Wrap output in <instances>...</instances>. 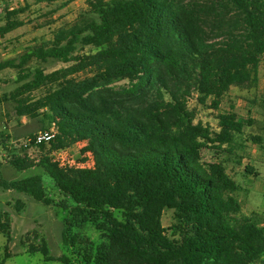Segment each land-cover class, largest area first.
<instances>
[{"label":"trees","instance_id":"trees-1","mask_svg":"<svg viewBox=\"0 0 264 264\" xmlns=\"http://www.w3.org/2000/svg\"><path fill=\"white\" fill-rule=\"evenodd\" d=\"M30 1L62 0H24V10H11L2 20L1 37L24 25L17 16ZM88 6L50 39L27 47L18 59L0 61V73L16 69L20 83L0 104L11 100L19 117H42L58 130L39 146L48 150L37 164L25 153L11 165L40 168L72 200L77 216L105 217L108 242L85 253L87 264L262 261L264 227L243 214L240 187L226 166L243 147L238 138L245 125L235 112L220 115L218 132L195 124L188 99L195 92L217 108L232 87H257L264 0H88ZM86 48L95 51L79 53ZM51 60L70 65L51 73L25 71L29 62ZM42 89L45 94L34 97ZM80 143L93 167L55 160L54 153ZM207 152L214 158L204 163ZM0 190L53 203L38 174L14 181L0 174ZM167 210L175 219L169 229L162 222ZM0 232H10L2 213ZM37 251L54 260L47 247Z\"/></svg>","mask_w":264,"mask_h":264},{"label":"rangeland","instance_id":"rangeland-1","mask_svg":"<svg viewBox=\"0 0 264 264\" xmlns=\"http://www.w3.org/2000/svg\"><path fill=\"white\" fill-rule=\"evenodd\" d=\"M25 6L24 0H0V25H4L2 20L5 19L7 12L14 9L24 10ZM88 9V0H62L52 5L34 4L30 1V8L17 16L24 25L5 37L0 36V61L18 59L27 47L50 39L55 30L75 23ZM94 51L92 48H86L79 53L89 54ZM69 65L54 60L38 64L33 61L28 63L25 71H33L40 67L46 73H51ZM18 78L19 73L16 69H7L0 73L2 99L9 97L20 85ZM45 91L46 89H42L33 95L38 98L44 95ZM254 91L233 88L217 108L213 99L210 98L203 103L198 94L193 92L188 99V108L195 115V124L208 126L215 132L219 131V117L222 114L235 112L244 123V132L238 138L243 147L237 156L227 159L226 166L228 173L241 186L240 193H236V196L244 206L243 214L253 217L264 227V165L260 164L258 168H253L255 174L250 175L254 178L260 176L256 180L242 178L240 172L241 168L250 166L248 160H257L259 165L258 158H264V149L257 150L256 141H253L257 136L262 137L264 146V123L259 120V115L264 113V102L261 103L262 106L258 104V100L253 103L256 95ZM49 130L58 134V130L42 117L35 119L19 117L15 102L6 100L0 104L2 178L14 181L34 174L41 175L47 194L53 200L51 205H45L29 195L14 190H0V213L7 216L10 222L9 235L5 236L0 232V264H87L84 259L85 253H96L102 244L108 242L104 227L107 223L102 214L88 212L85 216H77L72 200L62 195L51 178L40 168L18 171L11 165L10 162L15 156L23 157L25 153L37 164L48 148L43 150L33 145H28L29 149L24 148L37 134ZM85 146L86 143H80L56 152L55 160L61 166L91 168L94 165L93 157L89 153H83ZM213 158L212 153L207 152L206 155L204 153L203 162H209ZM262 158L260 160H263ZM243 159L246 160L243 162ZM114 213L122 218L119 212ZM162 222L164 227L169 229L175 222L174 212L165 211ZM65 233L68 235V243L64 241ZM43 247L48 248L49 255L54 258L53 261L47 262L40 251L32 252L33 249L39 250ZM61 258H66L67 261H59Z\"/></svg>","mask_w":264,"mask_h":264},{"label":"crops","instance_id":"crops-1","mask_svg":"<svg viewBox=\"0 0 264 264\" xmlns=\"http://www.w3.org/2000/svg\"><path fill=\"white\" fill-rule=\"evenodd\" d=\"M263 65H264V63H262L261 64V66H260V68H259V75H258V84H257V87H255V88H251V89H248V88H243V87H232L231 88V90L233 89V88H236V89H242V90H245V91H254L253 93L254 94H256L255 96H254V98H253V103H256V101L258 100V104H261V103H263L264 102V74H263ZM230 90V91H231ZM230 91H229V93H230ZM252 101V100H251ZM252 103V104H253ZM251 104V105H252ZM260 106H262V104L260 105ZM260 110H261V108H260ZM263 112V111H262ZM259 120L260 121H263V123H264V113H262L261 115H259ZM263 126H264V124H263ZM259 137V136H258ZM260 138H262V137H260ZM262 142H263V139H262V141H260V142H256L255 144L257 145V150H263L264 148V146H263V144H262ZM260 158H262V157H260ZM260 158H258L259 159V161H260V163H259V165H257V160H252V159H250V160H248V163H249V165L251 166H248V165H246L245 167H243V168H241L240 170V172H241V174H242V178H246V177H248V178H250V179H254V180H256V179H258V178H254L253 176H251L252 174L254 175L255 174V172H254V169L253 168H255V167H259L260 166V164L261 165H264V158H262L263 160H260ZM246 159H243V162L245 161ZM256 169V168H255ZM247 174V175H246ZM251 174V175H250ZM231 176V175H230ZM236 181V180H235ZM237 182V181H236ZM238 184V183H237ZM239 185V184H238ZM239 187H240V189H241V186L239 185ZM240 189H239V191L237 192V193H240ZM239 199V198H238ZM239 201L241 202V200L239 199ZM244 206L242 205V208H243ZM264 264V259L262 260V261H260V262H258L257 264Z\"/></svg>","mask_w":264,"mask_h":264},{"label":"built area","instance_id":"built-area-1","mask_svg":"<svg viewBox=\"0 0 264 264\" xmlns=\"http://www.w3.org/2000/svg\"><path fill=\"white\" fill-rule=\"evenodd\" d=\"M56 137V133L53 130L40 132L26 145H33L39 147L43 144H49Z\"/></svg>","mask_w":264,"mask_h":264}]
</instances>
